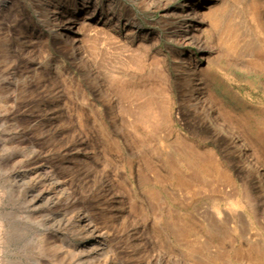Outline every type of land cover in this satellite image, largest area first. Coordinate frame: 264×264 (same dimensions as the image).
Returning a JSON list of instances; mask_svg holds the SVG:
<instances>
[{
  "label": "rangeland",
  "instance_id": "374dc122",
  "mask_svg": "<svg viewBox=\"0 0 264 264\" xmlns=\"http://www.w3.org/2000/svg\"><path fill=\"white\" fill-rule=\"evenodd\" d=\"M196 3L206 52L161 3L0 0V264H264V0Z\"/></svg>",
  "mask_w": 264,
  "mask_h": 264
},
{
  "label": "bare ground",
  "instance_id": "6f19581e",
  "mask_svg": "<svg viewBox=\"0 0 264 264\" xmlns=\"http://www.w3.org/2000/svg\"><path fill=\"white\" fill-rule=\"evenodd\" d=\"M59 1H61V0H59ZM172 1H174V0H133V2L136 3V4L148 5L151 8L154 7L155 4L161 3L162 6L164 7V13L162 14V17H161L160 21L163 23V25L165 27L168 28V30H170V37L175 39V41L177 43L182 44V45H190V44L192 45L193 44V45L199 47V49L202 52H206V50H205L206 47L208 49H212L213 48L212 42L209 41L204 36L205 32H204V28H203L204 19L207 16L206 15V11L203 10V9H205L207 7H205V6L204 7H202V6L200 7L198 5V3H196V0H185L184 3H182L181 6L172 8V7H170V4H171ZM81 4H83V3H81ZM95 8H96V6H95ZM93 9H94V7H93ZM223 10L224 9L221 10V8H217L216 10L212 11V13H211V15L209 17V22H210L211 29L214 32V35L218 39L220 47L226 49V51H228V53H229V52L234 51L235 47H237L236 46V40H235L236 39V35H235V33L232 30H227L226 29L228 27V24H227V21H226V16H224V14L222 12ZM73 11H74L73 14L75 15V17H76V15L82 14V9H80V7H78V5H76L74 7ZM67 12H68L67 9H65V10H63L61 12H55L54 13L55 14V19L56 20L58 19V21L59 20L62 21V24L58 25V27L56 28V30H57L56 35L59 38L64 39V41L66 43H69L71 45L70 47L73 48L72 52H74L73 53L74 57L75 56L76 57H78V56H81V57L84 56L85 57V52L83 51V49L81 47H80L81 48L80 49L79 47L76 48L74 46V41H76L74 39L75 37L73 38L72 36H69V34H68L69 31L71 32V34H73V33L78 34L77 31H79V28H81L79 26L82 23H84V21L79 16L77 22L73 21V22H75V24H74L72 22L71 18L70 19L69 18L68 19L65 18ZM85 13H86V11H85ZM88 15H89V13H88ZM75 29H77V30H75ZM202 36H203V38H202ZM84 50H86V49H84ZM191 52H193V51H191ZM184 56H185L184 53L180 54V57L184 58ZM190 57H191V55H190ZM78 59H80V58L78 57ZM179 65H181V64H179ZM205 102H207V103H206V105H204V107H203L204 110L203 111H206L207 113H210L211 117L213 119H215V121L219 124V126H222L223 128H225V130L227 131V133L229 135L233 134L232 130L229 129L225 125V122L222 119L219 118V115L216 112L215 107H213V105L209 101L206 100ZM244 148H245V145H244ZM263 179H264V177H263ZM2 227H3V225L0 222V233H1V228ZM0 242H1L0 244L2 245V243H3V238L2 237L0 238Z\"/></svg>",
  "mask_w": 264,
  "mask_h": 264
}]
</instances>
